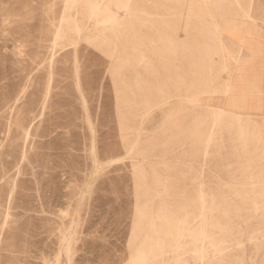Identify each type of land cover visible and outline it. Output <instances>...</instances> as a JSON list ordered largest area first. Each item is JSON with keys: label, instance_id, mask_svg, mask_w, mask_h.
I'll return each instance as SVG.
<instances>
[{"label": "rangeland", "instance_id": "obj_1", "mask_svg": "<svg viewBox=\"0 0 264 264\" xmlns=\"http://www.w3.org/2000/svg\"><path fill=\"white\" fill-rule=\"evenodd\" d=\"M73 1L0 0V264H264V0Z\"/></svg>", "mask_w": 264, "mask_h": 264}, {"label": "bare ground", "instance_id": "obj_2", "mask_svg": "<svg viewBox=\"0 0 264 264\" xmlns=\"http://www.w3.org/2000/svg\"><path fill=\"white\" fill-rule=\"evenodd\" d=\"M107 0H96V4L95 5H92L91 6V9L93 8L94 9V11H96V12H102V13H105V8H106V6H104V3L106 2ZM77 0H74L73 1V3H72V9L74 10V11H76L77 9ZM94 14V13H93ZM75 18V17H74ZM246 21H248L247 19H246ZM245 23V22H244ZM247 23V22H246ZM74 24L75 25H77L78 27L80 26L78 23H77V18H75V22H74ZM94 28V27H93ZM76 29V28H75ZM74 29V30H75ZM85 29V28H84ZM77 32V31H76ZM78 33H79V37H81V33H80V31H78ZM244 35V34H243ZM252 37V36H251ZM250 37V38H251ZM264 37V36H263ZM260 41V40H259ZM258 46V45H257ZM264 49V48H263ZM261 51V50H260ZM261 54V53H260ZM263 54V53H262ZM239 61V60H238ZM242 61V60H241ZM245 61V60H244ZM252 62V61H251ZM256 70H259V69H256ZM258 72V71H257ZM259 76H260V74H259ZM242 78V77H241ZM261 79H262V83L264 82V71H263V75L261 76ZM232 83V82H231ZM232 85H233V83H232ZM240 86V85H239ZM235 87H236V85H235ZM234 87V88H235ZM243 88V87H242ZM264 89V88H263ZM250 91V90H249ZM251 93V92H250ZM248 97V96H247ZM252 97V96H251ZM255 207V206H254ZM246 238V237H245ZM244 242V241H243ZM243 245V244H242Z\"/></svg>", "mask_w": 264, "mask_h": 264}]
</instances>
